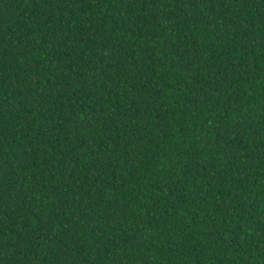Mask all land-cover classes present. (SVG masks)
I'll use <instances>...</instances> for the list:
<instances>
[{
  "label": "trees",
  "instance_id": "trees-1",
  "mask_svg": "<svg viewBox=\"0 0 264 264\" xmlns=\"http://www.w3.org/2000/svg\"><path fill=\"white\" fill-rule=\"evenodd\" d=\"M0 264H264V0H0Z\"/></svg>",
  "mask_w": 264,
  "mask_h": 264
}]
</instances>
